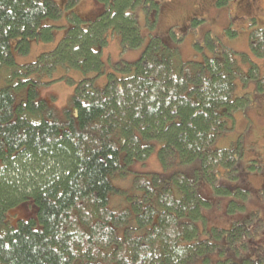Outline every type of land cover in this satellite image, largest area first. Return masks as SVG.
<instances>
[{
    "label": "trees",
    "instance_id": "obj_1",
    "mask_svg": "<svg viewBox=\"0 0 264 264\" xmlns=\"http://www.w3.org/2000/svg\"><path fill=\"white\" fill-rule=\"evenodd\" d=\"M158 2L103 0L104 13L86 26L68 19L54 50L18 64L12 49L26 54L31 40L52 39L43 22L63 13L58 0H0V264H194L240 240L245 219L210 228L212 241L199 237L214 204L201 189L228 199L226 211L244 210L245 194L233 185L248 152L213 146L244 106L235 79L254 80L264 93V75L248 55L224 45L202 62L183 61L170 43L180 36L158 34ZM203 21L188 29L199 31ZM111 35L139 54L124 74H107L96 88ZM248 48L264 59V24L249 34ZM59 67L83 75L61 113L53 98L39 95L58 80ZM155 146L161 173H133L130 166L143 165ZM25 204L33 215L15 217Z\"/></svg>",
    "mask_w": 264,
    "mask_h": 264
},
{
    "label": "rangeland",
    "instance_id": "obj_2",
    "mask_svg": "<svg viewBox=\"0 0 264 264\" xmlns=\"http://www.w3.org/2000/svg\"><path fill=\"white\" fill-rule=\"evenodd\" d=\"M168 1L169 0H159L163 5L167 4ZM189 1L192 2V0H188V2ZM195 2L197 1L195 0ZM199 2H201V0H199ZM89 4H91L90 1ZM85 6L87 7L89 5L85 3ZM226 7L229 8L228 11L223 10ZM95 8L96 6L89 7V11H92ZM217 8L218 11L213 6L205 3L202 6V13L197 9L199 16L201 15V19L204 20L200 23L205 24H202L199 31L193 30L183 33L185 27L181 22L176 21L177 15H174L171 18L168 15L167 18L170 19L167 23L163 20L165 18L161 19L158 22V31L165 35L166 29L170 26L179 36L183 34L175 41L172 40L170 42L176 44L174 47L179 50L183 61L192 60L202 62L206 57H211L213 55V50L219 52L224 45L234 52L248 55L249 63H256L261 68L259 75L262 77L264 75V59H256L252 56L248 48V36L253 30L259 29L264 24V0H228L225 5H219ZM136 12L143 15V13L140 12V8H138ZM83 16L86 15L83 14ZM68 24L69 21L66 19L57 21L45 20L43 26L53 28L51 29L53 35L52 39H48L46 36H40L37 39L31 40L30 49L26 54H23L22 52L20 53L19 50L13 48L12 53L15 61L18 64L34 62L41 53L54 50L60 40L65 36ZM209 30L210 32L208 33ZM228 30L231 34L227 33ZM204 32L208 34L205 37H202L201 34ZM138 50L140 49H123L119 37L111 35L101 52L104 74L94 80V86L96 88H102L107 80V74H111L115 77L124 74L122 71L124 68H127L124 66L133 63L134 60L137 59L136 57L139 54ZM216 54L218 55V53ZM235 60L245 72L248 71L246 65L249 63L243 62L239 55L236 56ZM82 76L83 75L79 71L72 69L66 70L59 67L53 76L54 79L58 80L53 84L42 87L39 90V95L45 100H47V98H53L54 102L50 101L51 105L53 107L55 106V108L58 109V112L61 113ZM67 78L72 79L73 83H69ZM235 86L234 96L235 98H244V106L242 109L233 112V119L228 120L229 129L216 140L213 148H233L234 145L238 144L242 147L240 148L241 150H247L248 154L245 152L244 157H242L241 168L244 170L246 160H249L252 157L255 158V162H252L250 165L251 168L248 172L245 170L243 174L252 179V189H257L259 188L261 180L264 178V170L256 173V170L261 163V160L256 155L262 153V148L261 146H255L259 147L258 150L252 146L253 142L251 141V138L253 136L250 132V127H252L256 121L255 127L257 130L264 128V121L263 124L258 121V116L255 111L256 108L264 105V93L256 91V83L254 80L245 83L243 80L236 78ZM250 120H252V122ZM249 135H251L250 139L248 137ZM261 135V133H257L258 137ZM248 141L250 142L252 149H249L250 146L248 145ZM157 149L158 148L155 146L153 153L147 158V161L143 165L141 163L131 165V171L141 175L161 173L162 165H160L158 160V155L156 153ZM174 170H176V168L171 167L169 172L167 171L166 173H172ZM132 178L131 175L129 177L130 184ZM118 183L117 186L119 188L125 187L124 184H121L123 183L122 181H118ZM201 183L204 184L203 181H201ZM236 183L233 186H235ZM123 191L126 193L124 194V197L128 196L127 192H129V189H123ZM201 192L204 197L212 199V202L214 203L213 207L206 212V228L203 232H201L200 229L199 237L201 239H208L211 241L215 239L213 232L211 233L209 231L210 228L227 230L226 227L234 220H245L242 222L243 231L241 238L238 242L231 245L232 247H230V244L223 245V243L217 245V247H215L216 249L210 252L207 257L197 259L193 263L246 264L249 262L257 263L259 258H264V207L263 213L260 216L256 210V200L261 198V195L259 193H254L252 190L249 193L247 192L243 200V204L245 205L244 210L242 207H235L233 211L229 212V210L226 211L225 208L228 199H220L218 196H213L210 189L207 188L201 189ZM215 204H219V206ZM261 206H263V204ZM32 215L33 208L30 204H25L20 210L14 212L15 217H30Z\"/></svg>",
    "mask_w": 264,
    "mask_h": 264
},
{
    "label": "flooded vegetation",
    "instance_id": "obj_3",
    "mask_svg": "<svg viewBox=\"0 0 264 264\" xmlns=\"http://www.w3.org/2000/svg\"><path fill=\"white\" fill-rule=\"evenodd\" d=\"M89 1L91 2V4H89ZM109 1H112V0H109ZM196 1L197 2H195V0H192V2L191 1L188 2V0L187 1H185V0H169L168 3L165 5L158 2L160 10H159V14H158L157 21H156L157 24L163 18H165L163 20L167 23L172 16L177 15L178 17H176V21L181 22L182 25H184V27H185V31L183 33H185L186 31H190L188 28L190 27V24L193 22V20H196L199 17H201V15L199 16L197 9L202 13L203 12L202 6L205 3H207L210 6H213L215 8V4H216L217 0H201V2H199V0H196ZM58 2H59V5L61 6V10L63 13V16L61 18L62 20H65V19L68 20L70 18L73 19L74 17H76L79 21L82 22V24L84 26H86L89 23V21L94 20L95 18L100 16L102 13H104L103 10H105L103 0H58ZM73 2H74V4H73L74 6H72L70 9H67V6ZM85 3H87L89 6L86 7ZM92 6L93 7L96 6V8L93 9L92 11H89V7H92ZM84 12H86V13H84ZM192 12H194V13H192ZM83 14L86 16H83ZM168 15L170 16V18H167ZM205 21H207V20H205ZM211 26H212V23H211ZM168 31H169V33H168ZM209 32H210V30L208 31V33ZM158 34H159V36L163 37L164 39L170 38V37L175 38V37L179 36L176 33V31L173 30V28H171L170 26H168V28L166 29L165 35H163L161 33H158ZM182 35H180V36H182ZM172 38L170 40H172ZM255 111H256V115L258 116V121L262 122V124H263V121H264V105L259 106L258 108L255 109ZM250 121L252 122V120H250ZM255 126H256V121H255V124L252 127H250V132L252 133V136H253L251 138V141L253 142L252 146L253 147L261 146V148H262V153L256 155L261 160V163L259 164V168L256 170L257 171L256 173H259V172H262L264 170V128L257 130ZM248 129H249V126H248ZM257 133H261L262 135L260 137H258ZM245 134H247V133H245ZM248 137L250 139L251 135H249ZM248 145L250 146L249 149H252V146H251L249 141H248ZM255 148H257L259 150V147H255ZM246 161L249 162V164H251L252 162H255V158L252 157ZM249 168H250V166L248 165V163H247V165H244V170L249 169ZM243 173L244 172H242L240 174V177H239L236 185L234 186V188L238 189L239 192H243L245 195L247 192L249 193L251 190L254 193H259L261 195V198H258L256 200V210L258 211V214L260 216L263 213V207H264V178L261 180L259 188L252 189L253 188L252 179L248 176H245ZM249 173H250V171H249ZM262 204H263V206H261ZM236 205H238V204H236ZM231 223L227 227H229V228L232 227Z\"/></svg>",
    "mask_w": 264,
    "mask_h": 264
},
{
    "label": "bare ground",
    "instance_id": "obj_4",
    "mask_svg": "<svg viewBox=\"0 0 264 264\" xmlns=\"http://www.w3.org/2000/svg\"><path fill=\"white\" fill-rule=\"evenodd\" d=\"M193 255V254H192Z\"/></svg>",
    "mask_w": 264,
    "mask_h": 264
}]
</instances>
